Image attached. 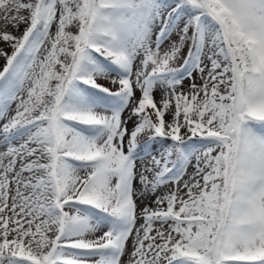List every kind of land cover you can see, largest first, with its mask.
I'll return each instance as SVG.
<instances>
[{"label":"snow or ice","instance_id":"snow-or-ice-1","mask_svg":"<svg viewBox=\"0 0 264 264\" xmlns=\"http://www.w3.org/2000/svg\"><path fill=\"white\" fill-rule=\"evenodd\" d=\"M0 59V264H264V0H0Z\"/></svg>","mask_w":264,"mask_h":264},{"label":"rangeland","instance_id":"rangeland-1","mask_svg":"<svg viewBox=\"0 0 264 264\" xmlns=\"http://www.w3.org/2000/svg\"><path fill=\"white\" fill-rule=\"evenodd\" d=\"M8 51L10 52L11 49H8ZM5 64V61L3 59H0V70H2L3 66ZM101 83H104V81H101ZM157 99H159V97H157ZM127 115V114H126Z\"/></svg>","mask_w":264,"mask_h":264}]
</instances>
